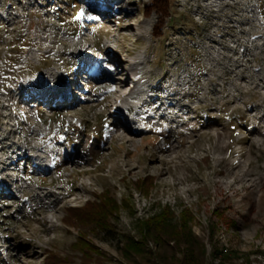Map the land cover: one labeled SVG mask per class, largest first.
<instances>
[{
	"label": "rangeland",
	"instance_id": "obj_1",
	"mask_svg": "<svg viewBox=\"0 0 264 264\" xmlns=\"http://www.w3.org/2000/svg\"><path fill=\"white\" fill-rule=\"evenodd\" d=\"M81 2L0 0V264H44L47 251L81 264L80 235L98 249L90 264H131L122 244L164 208L195 237L194 256L182 241L148 242L140 264H264V0H170L157 38L148 0ZM136 64L149 75L143 105L158 101L146 113L164 117L122 147L109 138L112 99ZM81 72L82 97L26 100L56 91L48 75L68 86ZM105 192L119 207L107 230L66 225Z\"/></svg>",
	"mask_w": 264,
	"mask_h": 264
},
{
	"label": "trees",
	"instance_id": "obj_2",
	"mask_svg": "<svg viewBox=\"0 0 264 264\" xmlns=\"http://www.w3.org/2000/svg\"><path fill=\"white\" fill-rule=\"evenodd\" d=\"M170 0H148L143 5L142 12L145 17L151 15L156 16V21L153 26L152 36L159 37L166 19L170 16ZM35 23L30 22L26 25L27 35L22 33L21 39L33 41ZM33 38V39H32ZM144 180H142L143 182ZM144 184V182L142 183ZM149 187V186H148ZM148 189V188H147ZM149 190V189H148ZM119 207L114 198L107 192L98 196L97 202H86L85 205L71 208L67 211L64 222L69 227L81 229L84 227H95L105 231L109 228V218L118 211ZM171 213L168 208H164L159 213L150 218L141 220L137 224V231L140 235L139 239H126L120 248V254L131 264H140L138 258L143 257L148 253L147 243H159L162 247L173 241H182L186 245L185 252L194 256L192 248H196V239L191 236L190 230L184 224L179 225V228L170 222ZM187 229V230H186ZM178 242V244H179ZM72 247L81 253V264H90L93 253L99 255L98 249L95 248L86 238L80 235ZM100 258V257H99ZM195 261V260H194ZM61 256L55 252L47 251L44 264H61ZM97 258L95 264H99Z\"/></svg>",
	"mask_w": 264,
	"mask_h": 264
},
{
	"label": "bare ground",
	"instance_id": "obj_3",
	"mask_svg": "<svg viewBox=\"0 0 264 264\" xmlns=\"http://www.w3.org/2000/svg\"><path fill=\"white\" fill-rule=\"evenodd\" d=\"M87 8V7H85ZM126 27V28H125ZM124 29H130L129 25L124 26ZM66 47L68 49V53L74 57L75 60L79 59L84 60L86 55H75L76 52L80 51V48H77V43L71 42L66 43ZM83 51H86L87 49H82ZM136 70L131 75V77H128V75L124 72V70H121L120 74L125 76V79L119 84L118 88L114 90L115 96L113 95V103H116L115 108V114L116 118H114L110 124V141H119L120 145L123 147L126 144H133L134 138L140 134V130L137 129L138 126L147 124L152 126L153 123L158 124L160 120L164 116L160 115L156 117V121L153 120L154 115L152 113H146L149 108H151V111L154 109L156 110L155 106H152L153 104H156L158 101H153L154 103H148L146 105H143V99L144 97H147L148 94L143 93V83L145 79L149 78V75L144 71V69L141 67V65L136 64L135 65ZM49 78L53 80L52 86H56V91L58 94L61 95V97H67V94H63L62 92L65 89V85H63L64 77L60 75H48ZM117 79H121L120 77ZM116 77H113L112 82H115ZM135 80L137 83H135ZM132 85V89H129V91L126 93L124 91V88ZM136 87V88H135ZM69 88L66 87V90ZM55 91V92H56ZM31 95V94H30ZM29 95V96H30ZM44 96V98H48L49 96H46L45 93L41 94ZM21 95L18 94L15 99H20ZM69 103V101H66L65 103ZM113 108V107H112ZM140 108L143 109L142 115L140 119L137 118ZM71 110V107L68 109ZM67 110V111H68ZM137 115V116H136ZM111 114L108 113L106 115V118H110ZM119 129V130H118ZM118 131H120L122 134H118ZM154 156V160H155ZM253 186V185H252ZM251 187V186H250Z\"/></svg>",
	"mask_w": 264,
	"mask_h": 264
}]
</instances>
